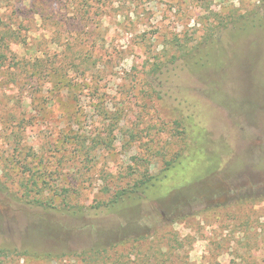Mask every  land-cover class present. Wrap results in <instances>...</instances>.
<instances>
[{"label":"rangeland","instance_id":"1","mask_svg":"<svg viewBox=\"0 0 264 264\" xmlns=\"http://www.w3.org/2000/svg\"><path fill=\"white\" fill-rule=\"evenodd\" d=\"M162 233L172 264H264V0H0V245Z\"/></svg>","mask_w":264,"mask_h":264},{"label":"trees","instance_id":"2","mask_svg":"<svg viewBox=\"0 0 264 264\" xmlns=\"http://www.w3.org/2000/svg\"><path fill=\"white\" fill-rule=\"evenodd\" d=\"M152 65L153 66L151 68L154 70V68H158L159 63H153ZM46 71V76L56 74L48 68ZM197 173L198 171L195 172V174ZM156 183L157 177H151L148 180L136 182L131 187L119 189L107 202H105L104 209L107 212L118 214L121 217H127L128 209L123 206L126 203L122 205L121 203L126 200H130L132 198L131 194L142 193L146 195L148 190L151 187H154ZM43 206H51L50 201L48 199H44ZM151 214L155 215L153 212H151ZM156 223L159 224L160 220H156ZM159 226L161 227V225ZM99 233L100 231H98V234ZM170 238V235L165 236L164 233H162L159 237L155 235L153 238L147 236L131 238V242L133 244L137 243L135 245L136 248H138L141 243L150 245L151 243H154V250L150 254L146 255V257L134 256L133 258H130L127 257V255L125 256L122 251L123 249H121L123 244L121 243V240L109 241L107 243L98 241L80 251L66 249L52 251L46 248L41 249L33 245L23 246L22 250H18L8 245H0V255L8 256L15 253L22 256V258H24V256H31L33 258H43L44 261H53L63 257H71L70 259H72V261L68 264H172V257H178V255H176L177 248L169 244ZM175 240L178 241L177 238ZM178 243L180 247V241H178Z\"/></svg>","mask_w":264,"mask_h":264}]
</instances>
